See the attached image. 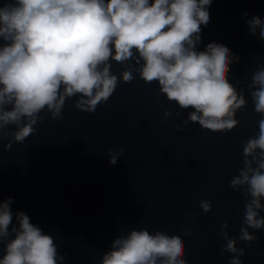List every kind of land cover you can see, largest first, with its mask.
Instances as JSON below:
<instances>
[{"label":"water","instance_id":"1","mask_svg":"<svg viewBox=\"0 0 264 264\" xmlns=\"http://www.w3.org/2000/svg\"><path fill=\"white\" fill-rule=\"evenodd\" d=\"M208 11L196 50L210 42L230 49L228 80L247 101L236 113L238 126L211 132L184 123L191 109H180L159 92L157 82L145 83L136 73L94 113L77 110V97L66 99L60 120L48 113L22 143L6 150L12 137L0 142V199L13 200L4 243L18 227L15 213L23 211L53 237L58 256L65 257L57 264H100L114 239L141 228L178 235L186 264H229L235 254L221 256L226 240L220 225L227 222L235 247L244 249L242 264H264V229H248L256 241L238 239L247 201L244 189L229 186L243 167L242 142L258 134L261 119L250 92L256 87L253 73L264 67V40L259 29L249 33L247 20H264V0H213ZM244 12L249 15L242 19ZM129 63L136 66L111 61V71L119 78ZM165 110L171 113L167 118ZM109 149H123L114 165ZM200 200L211 201V211L203 212Z\"/></svg>","mask_w":264,"mask_h":264},{"label":"clouds","instance_id":"2","mask_svg":"<svg viewBox=\"0 0 264 264\" xmlns=\"http://www.w3.org/2000/svg\"><path fill=\"white\" fill-rule=\"evenodd\" d=\"M213 0H0V142L9 149L34 134L35 125L47 114L62 118L66 99L77 97L74 107L94 113L106 103L120 82L129 83L136 73L145 83L157 82L159 92L180 109H191L184 123L198 124L211 132H228L238 126V110L247 105L243 91L228 80L230 49L210 42L197 51L201 26L210 20ZM249 14L243 13L242 19ZM249 33L264 40V20H247ZM111 61L126 64L119 78ZM250 92L254 111L261 115L258 134L242 142V164L229 186L244 189L243 225L238 239L253 242L248 229H264V67L252 75ZM44 113V115H41ZM171 113L164 111L167 118ZM179 113H177V116ZM15 131H5L8 126ZM123 149H109L115 164ZM239 186V187H238ZM250 197V199H248ZM11 197L0 199V264H57L51 235L34 225L23 211L13 221ZM203 212L211 201L200 200ZM220 225L226 240L221 249L234 253L229 264H242L243 248ZM185 235H191L184 229ZM184 241L166 232L129 230L112 241L100 264H186Z\"/></svg>","mask_w":264,"mask_h":264}]
</instances>
